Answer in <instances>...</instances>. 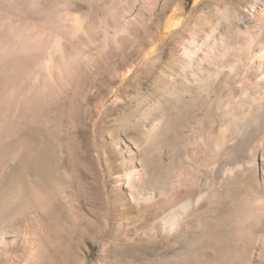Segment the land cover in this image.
Segmentation results:
<instances>
[{
    "label": "bare ground",
    "instance_id": "6f19581e",
    "mask_svg": "<svg viewBox=\"0 0 264 264\" xmlns=\"http://www.w3.org/2000/svg\"><path fill=\"white\" fill-rule=\"evenodd\" d=\"M204 2L221 10L0 0V264L38 261L49 223L62 237V202L78 224L55 173L72 145L95 148L125 242L178 250L127 264H264V0L227 26L205 20ZM167 42L174 73L154 67Z\"/></svg>",
    "mask_w": 264,
    "mask_h": 264
},
{
    "label": "rangeland",
    "instance_id": "374dc122",
    "mask_svg": "<svg viewBox=\"0 0 264 264\" xmlns=\"http://www.w3.org/2000/svg\"><path fill=\"white\" fill-rule=\"evenodd\" d=\"M212 1H214V0H212ZM215 1H216L217 5L221 8V10L219 12H217V11H215L214 7H211L210 4L204 2L201 6L204 9L203 17L208 22H215L216 20H219V21L223 22L222 24L227 26L229 24V20H231L230 23H232V20L234 19V17L236 15H238L239 13H241V11H243L245 9V4L248 0H215ZM193 3H194V0H192V5L189 7V10H192ZM200 11H201V9L195 10V11H193V13H199ZM163 46H164L163 47V55H162L163 58L157 64V66L155 65L154 67H160L164 71V73H167V72L168 73H174V72H176V68H175L174 62H173V61H176V58L173 57V56H175V53H173L172 50L170 49L171 44L169 42H167ZM147 84H149V81L147 82ZM146 87H149V89L146 91L147 96H151L150 90L152 91L153 89L154 90L157 89L156 86H154V88H153L152 86L150 87V86L146 85ZM71 147L72 148L70 149V151H72V152L74 151V153H75V151H77L76 152L77 154L74 155L72 152H68L67 154L63 155L64 157H60L63 161L59 158V162L57 163L55 173H56V176L58 177V180L59 181L61 180L60 183L63 186V188L66 191L67 190L70 191V192H68V191L67 192L69 194H71L73 200L75 201L76 206L74 207V211H75V217H76L75 221H76V223H78V224H76L77 228L75 227L73 229L74 231L72 229H70V227L68 225L69 224V219L67 217L68 215L66 214L68 207L67 206L65 207V205H67V204H65V202H62V204H61L62 209L61 210H62V217L63 218L61 220L63 221V219L65 218L63 222L61 221V223L63 224V225L61 224V228L63 226L64 227L62 228V230L60 228L61 232H60L59 237L60 236H62V237L58 238L57 242L55 241L57 237L55 235H54L55 237L51 236L52 234H55V233H53L52 227H51L52 225L49 223L47 225V228H46L47 235L45 233V235L41 239L42 241L39 242L40 244L38 247V254L41 256V258L39 259L40 261L39 260L36 261L34 259L26 260V259L21 258L22 259V260H20L21 264L22 263L25 264V262H27V261L32 262V263L30 262L29 264H36L35 262H37V264L38 263L39 264H127L126 262H129L130 260H135V258H136V260L137 259L146 260L147 258L148 259L149 258L155 259L156 257L159 258L160 256H167V257L176 256L177 254L175 255L174 253L175 252L178 253V250L177 251L176 250L175 251H169L166 254L164 253V255H163V253H160V251H161L160 249L154 251L151 248L153 246L152 244L145 246V242H146V244H148L149 242L147 243L146 240L142 241V238H138L139 240H135L133 242H125V240H123L122 235L120 236L118 231H116L115 223H114L116 220L115 215H114V211H115L114 207L116 206L115 204L117 203V200H116L117 197L112 196L111 179L105 175L104 171L101 170L100 166L96 167V165H98V163L92 154L95 148L93 149V151L90 152L89 156L88 155L85 156V155L80 154V151L76 148L75 145H72ZM73 148H75L77 150H75ZM70 155H72V156H70ZM68 156H69V159H68ZM78 159H82V160L84 159V160L82 161V160H78ZM90 163H91V165H89ZM88 167H90V168H88ZM91 168H93V169L95 168V169L93 170ZM89 169H91V171L92 170L93 171L91 172ZM93 172H95V174ZM88 173H89V175H88ZM85 176H87V178ZM97 176H98V178H97ZM79 185H80V187H79ZM72 189H73V191H72ZM110 198H112V199H110ZM112 200H114V201H112ZM77 202L80 204H78ZM109 203L111 205H108ZM112 206H113V209H112ZM52 207H53L52 205L48 206V208H47L48 212L53 209ZM78 208H79V210H78ZM65 211H66V213H65ZM110 214H111V216H110ZM107 218H109V220ZM111 218L112 219L115 218V219L113 221H111L112 220ZM108 221H109V223H108ZM65 222H66L67 226L65 225ZM109 227H111V228H109ZM48 228L50 229V231ZM67 229H68V231H67ZM64 230H66V231H64ZM69 232H72L73 236L71 235V233L69 234ZM107 232L112 233V234H109ZM113 234H114V236H113ZM115 235L116 236L118 235L117 237H119V238H117ZM110 238H112L113 240ZM69 239H71V241ZM108 239H109V241H108ZM115 240L117 241V243H115L116 242ZM111 242H112V244H111ZM135 243H136V245H134ZM139 243H141V244H139ZM108 244H109V246H107ZM56 245H58V246H56ZM119 246H121V247H119ZM134 246H136V248ZM141 246H142V248H141ZM40 248H42V249H40ZM147 248H148V250L146 251ZM116 250H117V252H116ZM122 250L123 251L126 250L128 252L126 253V251L123 252ZM131 252H134V253H132L134 255V257H132ZM137 252L138 253L140 252L139 253L140 255ZM121 253L123 254L124 257L122 256ZM135 253L137 254V256L138 255L139 256L138 257L135 256L136 255ZM54 254H55V256H54ZM168 254H170V255H168ZM147 255H149L151 257H148ZM107 256H109V257H107ZM118 256H120L121 258L119 257V259H118ZM109 258H111V259H109Z\"/></svg>",
    "mask_w": 264,
    "mask_h": 264
}]
</instances>
